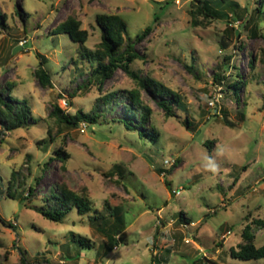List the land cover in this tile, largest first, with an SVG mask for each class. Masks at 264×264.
<instances>
[{
	"label": "rangeland",
	"instance_id": "rangeland-1",
	"mask_svg": "<svg viewBox=\"0 0 264 264\" xmlns=\"http://www.w3.org/2000/svg\"><path fill=\"white\" fill-rule=\"evenodd\" d=\"M208 1L229 20L205 25L200 17L193 26L197 0H0L6 16L0 17V86L13 84L11 96L26 99L39 120L14 132H2L0 122V264H264L232 256L247 225L256 245H264V18L254 17L260 0H228L239 5L236 12L222 0ZM72 12L89 33L90 49L102 40L98 16L118 14L131 38L152 27L135 46L142 57L131 69L179 93L188 108L168 118L159 99L143 92L158 140L113 122L126 117L120 104L107 123H86L84 130V122L56 125L50 116L56 105L67 113L90 112L100 96L135 86L123 69L101 90L83 86L92 69L73 61L80 44L52 33ZM42 63L54 87L36 77ZM217 74L226 76L223 91ZM234 80L245 82L239 98L226 92ZM59 150L68 154L66 162ZM166 159L177 167L169 172ZM12 169L27 178L19 194L27 197L35 186L24 204L6 196ZM59 183L88 188L94 210H74L61 223L45 218L35 206ZM108 204L120 208L122 223L94 220ZM256 220L263 223L252 224ZM80 238L89 245L81 246Z\"/></svg>",
	"mask_w": 264,
	"mask_h": 264
},
{
	"label": "trees",
	"instance_id": "trees-1",
	"mask_svg": "<svg viewBox=\"0 0 264 264\" xmlns=\"http://www.w3.org/2000/svg\"><path fill=\"white\" fill-rule=\"evenodd\" d=\"M197 1L199 4L193 3L192 9L190 10L193 26L200 24V17H203L205 20V25L217 18L229 20L230 14L215 9L210 1ZM222 2H226V7L233 12H236V8L239 7L236 2H230L228 0H222ZM253 16L251 19H253ZM0 17L4 20L6 16L0 11ZM254 17L264 18V0H260ZM251 19H248V22ZM97 21L102 28V40L96 45L95 49H90L85 45L88 41L89 33L82 28V22L75 12H72L64 21L60 22L53 29L52 33L53 35L67 34L73 42L80 44L78 58L73 61L76 64L85 61L91 66V79L88 77V81L86 80L83 85L86 89H90L91 85L95 84L101 90L104 83L109 78H112L119 69H123L126 74L134 79L135 86L131 90L111 92L100 96L97 104L90 112L79 110L74 114L67 113L56 105L50 116L54 118L58 127L62 125L78 127L82 122L89 125H99L105 122L107 123V115L113 111V106L120 104L123 106L126 117L112 120L113 122L119 121L123 123L124 127L129 131H138L141 138L148 137L152 140H158L159 134L150 125L152 110L143 99V92L146 91L154 98L159 99L158 105L165 111V115L168 118L175 117L177 110L183 109L187 112L188 108L184 102V98L179 93L149 76H139L131 69L133 62L142 57L136 51L135 46L146 39L152 31V27L148 26L142 33L131 38L128 35L127 23L118 14L98 16ZM233 35L236 38L239 37V34L235 30H233ZM45 61H47L46 58ZM250 64L253 65L254 61L251 60ZM35 75L42 86L46 88L54 87L52 74L45 68L44 63L36 70ZM238 77H240L239 74ZM225 80V75L217 74L216 81L221 85L222 91ZM244 83V80H234L228 84L226 92L232 89L235 96L239 98V93ZM13 87L14 85L11 83L0 86V122L3 126L2 132L4 130L14 132L19 129L30 128L39 122L34 117L32 108L26 99L20 100L11 96ZM75 93H71L70 97H73ZM223 119L227 120L225 116H223ZM227 124L230 125L228 120ZM191 126L192 121L187 116V127L191 128ZM2 132H0V137ZM49 136H52L51 131H49ZM57 155L62 162H66L68 154L64 150H59ZM177 163L176 161L173 167H177ZM173 167L169 168V172L173 170ZM158 170L160 173L163 171L162 169ZM27 185L25 175L20 170L12 169L11 177L6 187V196L13 200H19L24 204L26 200H31L36 192L35 186L30 185L27 197L19 194V188H25ZM42 202L43 204L41 206H35V209L48 220L57 223L63 222L68 214L74 210L80 215H87L94 210V204L88 194V188L84 187L81 191H74L67 183H59L51 188L49 194L43 198ZM107 209L109 210L107 213L100 214L94 220H104L107 224L110 222V217H112L114 218V224L123 222V216L119 212V207L109 205ZM0 221H2L1 218ZM259 223L263 222L257 220L252 222V224L256 225ZM121 233L116 234L117 237H120ZM242 236L243 241L239 244V251L232 250V256L245 260L264 259V245L260 247L256 245L255 235L251 225L246 226ZM77 241L81 246L85 247L89 245L88 239L86 238H80Z\"/></svg>",
	"mask_w": 264,
	"mask_h": 264
},
{
	"label": "built area",
	"instance_id": "built-area-1",
	"mask_svg": "<svg viewBox=\"0 0 264 264\" xmlns=\"http://www.w3.org/2000/svg\"><path fill=\"white\" fill-rule=\"evenodd\" d=\"M82 126H83V130H84V128H86V126H87V124L84 122V123H82ZM175 160H169V159H166L165 161H164V163H163V165H164V168L165 169H169V168H171V167H173L174 166V164H175ZM168 174H167V171L166 170H163L162 171V173H161V176L162 177H166ZM182 193V189H178V190H175L174 191V194L175 195H180Z\"/></svg>",
	"mask_w": 264,
	"mask_h": 264
},
{
	"label": "water",
	"instance_id": "water-1",
	"mask_svg": "<svg viewBox=\"0 0 264 264\" xmlns=\"http://www.w3.org/2000/svg\"><path fill=\"white\" fill-rule=\"evenodd\" d=\"M21 48H22L21 45L17 46V47L14 49V53L18 52Z\"/></svg>",
	"mask_w": 264,
	"mask_h": 264
}]
</instances>
